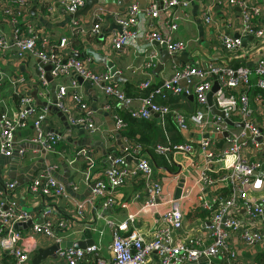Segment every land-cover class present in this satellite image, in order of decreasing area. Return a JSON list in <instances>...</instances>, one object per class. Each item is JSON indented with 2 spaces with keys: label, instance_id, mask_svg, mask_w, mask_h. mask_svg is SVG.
I'll return each instance as SVG.
<instances>
[{
  "label": "crops",
  "instance_id": "0c3cea01",
  "mask_svg": "<svg viewBox=\"0 0 264 264\" xmlns=\"http://www.w3.org/2000/svg\"><path fill=\"white\" fill-rule=\"evenodd\" d=\"M41 1L43 4L37 7L31 1L28 16L21 18L20 22L26 26L31 24L36 27L42 37L48 41V47L58 45L62 38H67L71 52L74 53L75 51L76 54H81L92 50L113 61L126 78L121 87L126 91V84H131L133 88L129 89V92L133 98L145 94L144 91L147 89L141 88L144 82L150 79V87H159L163 80L171 76L174 70L178 68L199 64L203 66L230 65L237 68L240 66L238 64H242V66L254 69L256 63L264 58V40L259 41L255 37L242 34L241 10L237 6H229L227 2L219 4L218 0L204 1L213 8L215 19L213 25L207 26L202 17L203 4L197 0H187L191 3L188 16L178 22L179 27L178 31L174 33V38L188 42L189 46L186 51L177 56L176 62L169 60L161 72L155 73L157 64L151 71L146 70V57L149 52L157 50L159 52L157 63H159L162 47L157 43H150L148 35L152 31L154 23L160 32L168 34L167 24L172 21V13L162 16L160 20L154 22L142 9L138 23L130 29L131 35L126 40L124 47L116 51L108 45V40L111 35L120 33L122 30L113 18H105L101 24L100 33L97 36H92L90 31L95 25L92 10L87 15L72 16L64 10L58 0ZM248 1L256 5H264V0ZM109 6V9L118 13L122 11L118 6ZM34 7L36 9L32 13ZM177 13L178 11L175 12V14ZM76 19L80 23L78 30L73 24ZM9 21L0 11V32L6 36L11 47H13L14 30ZM224 36L233 38L242 36V50L232 55L228 53L222 43ZM70 55L68 52V56ZM89 56L87 57L92 60L91 68L95 72L108 73L104 63H99L94 57ZM179 58L182 60H178ZM42 65L33 54L18 59L13 55V51L0 53V120L2 116L16 117L19 111V100L21 97L29 95L34 99L37 113H47L46 120L42 123V130L46 137L50 133L61 137V142L53 153L45 152L30 142L35 135L34 121L37 120L39 114L32 116L25 128L18 129L15 135L14 155L6 157L0 153V200H4L8 204L14 203L17 211H25L31 214L33 225H41L46 221L66 222L67 228L65 230L59 231L57 227L55 228V233L64 238L62 243L93 241L92 246L98 249L99 257L110 260L112 230L109 222H114L116 225L123 224L128 220L129 215H134L136 217L134 224H129V230L122 234L127 235L129 232L137 230L146 241H150L159 228L164 215L170 211V205L166 204L165 200L180 199L187 195L182 202V209L185 214L183 229L176 231L173 236L179 243H185L191 239H200L208 244L210 216L207 214L206 217L205 214L198 215L199 212H202L199 210L202 208L200 197L205 195L213 201L219 197L229 196L230 190L222 183H217L214 186L204 184L203 177L213 176L215 179L218 176L213 173L219 169L217 164L212 167L208 166L205 156L200 152L199 143L207 137L208 133H203L191 125L188 131L183 133L177 128L172 115L165 117H157L156 115L154 117L159 120L160 143L158 145L173 146L194 141L196 153L195 151L190 155L181 152L167 155L156 153L157 156H164L167 163L173 168V171H169L164 166L155 167V178L163 185V193L158 203L154 207L144 208L147 203L145 184L141 176L135 174L129 176L126 185L117 191L116 198L119 202L117 207L105 209L100 203L88 204L84 218L78 220L75 217L76 203L87 202L91 196V190L87 184L89 165L80 155V152L87 149L96 162L95 168L90 171L91 181L102 179L104 170L111 167L114 158L125 155L124 142L114 134L116 132L115 115H120V111L125 109L120 103L106 96L101 87L88 81L83 80L81 82L79 78H76L78 88L74 91L69 85V79H53L57 85L56 91L62 84L69 87V94L65 99L68 115L55 104L52 84L48 82L47 86L43 85L40 71ZM47 67L48 65L44 66L45 77ZM211 81L213 85L216 82L215 79H211ZM196 83L197 81H194L188 88L189 95L177 96L173 93H167L164 98L156 97L155 101L190 118L200 109L193 95V88ZM36 90H38L37 98H35ZM74 93L81 97V103L73 100ZM259 96L263 97L262 103L256 101ZM39 102H46L48 106H40ZM81 105L87 106V109H82ZM107 106H110V109H107ZM249 106L254 112L255 121L263 125L264 91L257 86L255 76L251 79ZM204 110L211 114L208 106ZM69 116L75 119L91 120L98 131L91 134L86 125H73L69 121ZM211 116L213 117L212 114ZM235 130L240 131V128H235ZM245 141L247 145L245 148L243 147V153L245 152L246 156L251 159L264 158L262 147L255 146L251 139L242 140V142ZM227 145L228 142L220 138L215 146L216 152H220ZM249 153L252 155L249 156ZM148 158L154 165L152 157L148 156ZM135 164L136 161L133 158H127V165L130 169H133ZM48 168H54V177L66 186V198L41 196L29 192L34 180ZM11 183L17 184L16 190L8 189L7 185ZM250 193L253 196L264 195V183L260 187L255 184ZM124 204L126 207H123ZM237 215L252 229L258 227V224L244 214L242 210ZM30 227L21 231L30 233ZM259 229L264 232V225ZM239 235L232 236V244L239 255V260L235 264H260L257 257L264 252V248L261 245L256 248L246 246L241 235ZM31 243L36 247V253L29 264H33V259L39 249H47L56 244L53 240L40 235L32 236ZM65 250L68 249L59 250L57 258L49 257L41 264H67L60 256V253ZM95 259L94 256H88L84 263L93 262ZM0 264H10L1 249ZM147 264H160V262L157 256L152 255ZM196 264L229 263L225 258L220 257L210 262L202 260Z\"/></svg>",
  "mask_w": 264,
  "mask_h": 264
},
{
  "label": "built area",
  "instance_id": "2783aa9c",
  "mask_svg": "<svg viewBox=\"0 0 264 264\" xmlns=\"http://www.w3.org/2000/svg\"><path fill=\"white\" fill-rule=\"evenodd\" d=\"M143 12L156 22L162 16L173 14L172 21L167 24L168 34L160 32L153 25L149 32L148 40L150 43H157L165 47L171 57H177L186 51L189 44L183 40L174 38V33L178 31V22L188 15L191 3L187 0H145ZM203 4L202 17L207 26L215 23L213 8L206 4L205 0H197ZM208 1V0H207ZM31 0H0V11L8 18L14 30V43L11 47L6 36L0 32V53L13 51V55L22 59L28 54L36 56L43 64L40 67L41 80L44 86L48 81L45 77L44 66H51V76L53 79L67 78L69 85L75 91L78 88L76 78H82L98 87H101L104 94L117 103L138 120H151L156 115L165 117L172 115L177 128L186 133L190 125L203 133H208L205 139L199 143L200 152L205 156L208 166L219 165V169L213 174L218 177L213 178L204 176L206 186H214L217 183L225 184L229 188V196L219 197L209 200L205 195L200 197L202 209L208 212L210 224L208 227L209 243L204 240H189L179 243L175 240L176 231H181L185 222V214L182 209V202L187 195L180 199L165 200L170 205L159 228L154 233L150 241H146L137 231H131L127 235L122 233L129 230V224H134L136 217L129 215L128 220L116 225L109 222L112 232L111 259L99 257L98 249L91 246L84 249H68L60 253V256L67 264H86L84 260L88 256L96 259L87 264H147L152 255L157 256L160 264H196L202 260L209 262L223 257L229 264H235L239 260L236 248L232 244L233 235H241L246 246L256 248L261 245L264 248V232L260 231L264 225V195L253 196L251 191L255 184L258 187L264 183V158L251 159L243 153L247 143L242 142L246 139L245 130L252 135V142L255 146L263 148L264 156V124L257 123L254 119V112L249 106V91L251 89V79L256 77L257 86L264 91V58H261L254 69L248 67L234 68L232 66H187L174 70L171 76L164 79L162 84L155 91L145 98L133 99L127 96L121 85L113 81L110 73H97L91 68V58L80 60L74 51L71 52L69 41L62 38L58 45L48 47V41L42 37L40 31L31 24H28L27 31L21 29L20 19L28 16L31 7ZM64 10L72 16L86 5V0H58ZM219 4L227 2L229 6H237L241 10V32L244 35L255 37L257 40H264V5L252 4L248 0H218ZM121 12L109 9V5H96L92 8V18L95 25L92 26L90 34L97 36L101 30V24L105 18L111 17L121 28L120 33H114L108 40V45L113 50L119 51L124 47L126 40L131 35L130 29L138 23V17L142 11L138 1L121 8ZM175 14V12H177ZM175 14V15H174ZM76 30L79 29L78 19L73 21ZM76 32V31H75ZM89 32V31H87ZM75 34V33H74ZM224 49L232 54L240 52L243 48L242 36L222 38ZM68 52L71 54L68 56ZM146 70L151 71L159 61V52L153 50L146 57ZM215 79L220 89L214 95V105L218 110L224 112L226 117L235 124H244L243 129L236 131L229 126L222 118L211 116L204 110L207 105V96L213 88ZM22 80V79H20ZM197 81L193 88V95L200 107L194 115L187 118L184 114L171 110L166 105L156 103V97H165L167 93L180 96L189 95L188 88ZM150 79L141 85L142 89H149ZM57 105L68 115V108L65 99L69 94L68 85H60L56 91ZM73 100L81 103V97L73 94ZM258 103L263 102V97L256 98ZM86 110L87 106L81 105ZM110 109V106L106 107ZM34 121L35 135L30 140L31 143L39 146L41 150L53 153L61 142V137L50 133L48 137L42 130V123L46 120L47 113H37L34 106V99L25 95L20 99L19 111L16 117L10 118L2 116L0 120V153L6 157L14 155L15 135L18 129L25 128L28 120L36 115ZM69 121L75 126L86 125L91 134L98 129L89 119H75L69 116ZM126 127L125 121L115 115V131L119 133ZM227 134V136H225ZM223 138L228 145L216 152L215 146L218 140ZM256 138H262L260 142ZM125 144V155L116 156L111 167L105 169L102 179L91 181L90 171L95 168L96 162L87 149H83L80 155L89 165L87 172V184L91 190L90 200L87 202L76 203L75 217L78 220L84 218L86 206L88 204L100 203L105 209H113L119 205L116 198L117 191L124 187L128 177L138 174L144 181L147 203L144 208L154 207L163 193V185L155 178V166L148 156L141 153L138 146H134L127 140L122 139ZM194 141H187L182 145L161 146L158 145L155 152L159 155L181 152L187 155L195 151ZM244 147V148H243ZM196 153V151H195ZM252 153H249V156ZM136 161L135 167L130 169L127 165V158ZM54 168L46 169L43 174L38 176L29 192L41 196H53L59 198L67 197V188L59 182L53 175ZM8 189H17L16 183L7 185ZM123 207H126L124 204ZM242 210L250 219L258 224L252 229L248 223L238 217ZM33 222L31 214L25 211H17L14 203H6L0 200V249L9 260L10 264H29L36 253V247L31 243L32 236L40 235L53 240L56 244L63 241L62 235L55 233V228L63 231L67 228L66 222L46 221L41 225L30 227V233H24L16 228L17 224ZM239 235V236H240Z\"/></svg>",
  "mask_w": 264,
  "mask_h": 264
},
{
  "label": "water",
  "instance_id": "95a60500",
  "mask_svg": "<svg viewBox=\"0 0 264 264\" xmlns=\"http://www.w3.org/2000/svg\"><path fill=\"white\" fill-rule=\"evenodd\" d=\"M132 1H138L141 5V9H144L145 6V0H86V5L83 9H81L80 11H78V13L75 16H78L79 14H84L87 15L91 12L92 8L96 5H115L118 6L120 8H124L125 6H127L128 4H130ZM36 7L33 8L32 13H34ZM158 45V44H157ZM77 58H86L88 55L92 56L95 58V60L99 63H104L107 66L108 72L110 73V75L113 78V81L119 85L124 84L126 81V78L124 75L121 74L120 70L118 69V67L115 65V63L113 61H111L110 59L105 58L104 56L89 50L87 52L81 53V54H75ZM89 56V57H90ZM88 58V57H87ZM175 58V59H174ZM169 60H174L176 62L177 57H171L169 55V52L167 51V49L165 47H162L161 50V58H160V62L157 63V67L155 69V73H159L164 69L165 64L169 61ZM178 60H182L181 58H179ZM51 66H48L46 68L47 71V75H46V80L52 84V94L55 100V104H57V93H56V83L53 80V77L51 76ZM79 80L82 82L83 79L79 78ZM220 89V86L218 84V82H215L213 85L212 90L209 92L208 96H207V105L210 109V112L212 115L217 116L222 118L229 126L234 127V128H240L243 129L244 124H235L233 123L229 118L226 117V114L220 110L217 109V107L214 105V95L215 93ZM37 91L36 90V94H35V98H37ZM40 106H44L47 107L48 103H42L39 102ZM157 117H159V115H157ZM246 133V139L250 140L252 139V135L248 130H245ZM114 134H116V136L119 138V140H122L121 135H117V132H114ZM225 136H227V134H225ZM256 140L258 142H260L262 140V138H256ZM112 163V162H111ZM33 222L29 221L27 223H20L16 225L17 229L23 230L26 227H30L32 226ZM92 244H94L93 241H89V242H79V241H74V242H63L61 244H55L53 246H51L50 248L47 249H39L37 255L34 257L33 259V264H41L42 262H44L46 259H48L49 257L52 258H57V252L59 250H63V249H70V248H75V249H86L87 247H90V245L92 246Z\"/></svg>",
  "mask_w": 264,
  "mask_h": 264
},
{
  "label": "trees",
  "instance_id": "16d2710c",
  "mask_svg": "<svg viewBox=\"0 0 264 264\" xmlns=\"http://www.w3.org/2000/svg\"><path fill=\"white\" fill-rule=\"evenodd\" d=\"M32 4H34L36 7L39 5H42L43 2L40 0H31ZM21 29L23 31H27L26 24L21 23ZM80 60H83L81 58H78ZM243 67L242 64H238ZM235 67V66H234ZM237 67V68H238ZM133 88L131 84H126V91L128 97L133 98L131 96V93L129 92V89ZM156 87H150L149 89L145 90L144 95L137 96L138 98H145L149 97L154 91ZM133 98V99H138ZM20 104V100H19ZM120 111V110H119ZM120 117L125 121L126 127L119 132V135H121L122 139L127 140L129 143H131L134 146H138L141 150L142 154H145L147 156H151L155 167L164 166L169 171H173V168L167 163V159L164 156H157L155 149L160 143L159 139V120L156 118H153L151 120H138L131 117V115L126 111L122 110L119 113ZM202 212H199L198 215L206 214L208 215V212L202 208L199 209ZM195 217L193 218V220ZM190 220L192 218L190 217ZM257 261L260 264H264V252L260 253L257 257Z\"/></svg>",
  "mask_w": 264,
  "mask_h": 264
},
{
  "label": "rangeland",
  "instance_id": "374dc122",
  "mask_svg": "<svg viewBox=\"0 0 264 264\" xmlns=\"http://www.w3.org/2000/svg\"><path fill=\"white\" fill-rule=\"evenodd\" d=\"M110 7V6H109Z\"/></svg>",
  "mask_w": 264,
  "mask_h": 264
}]
</instances>
